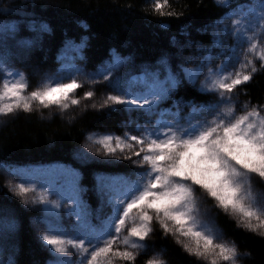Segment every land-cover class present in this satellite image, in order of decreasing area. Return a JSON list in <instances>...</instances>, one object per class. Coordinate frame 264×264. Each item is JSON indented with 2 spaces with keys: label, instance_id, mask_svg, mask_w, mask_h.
<instances>
[{
  "label": "snow or ice",
  "instance_id": "6c2138e0",
  "mask_svg": "<svg viewBox=\"0 0 264 264\" xmlns=\"http://www.w3.org/2000/svg\"><path fill=\"white\" fill-rule=\"evenodd\" d=\"M218 4L230 11L205 27V33L213 29L208 45L181 43L174 36L175 51L139 63L113 49L106 62L88 72L87 38L79 43L66 40L57 57L61 69L31 91L25 74L12 64L18 56L42 51L44 36L52 28L34 18L0 24V116L32 113L34 103L42 109L56 107L63 114L80 107L83 100L87 109L96 93L88 90L77 97L76 90L84 86L78 76H99L108 86L99 104H91L93 110L125 114L122 126L128 131L89 135L92 147L78 154L87 161L93 159L88 153L94 149L104 163L135 165L130 176L98 178L101 204L95 212L84 199L75 169H37L23 175L22 170H6L11 177L5 181L8 190L37 210L33 227L44 229L38 240L51 257L48 264H72L70 250L79 254V264L118 260L135 264L149 250L154 223L165 237L170 233L187 253L209 264H239L242 257H250L200 219L198 191L235 216L238 226L264 240V202L253 192L254 180L264 182V103L239 100L241 94L247 95L240 90L264 71V0H238L235 6L231 0H218ZM150 11L161 18L182 15L172 9L170 0H152ZM189 49L194 54L184 56ZM68 50L75 55L71 66L64 68ZM201 76L204 80L196 91L215 99L174 98L185 84L195 88ZM100 83L91 80L94 87ZM168 100L172 107L164 108ZM166 115L171 118L165 119ZM18 176L20 182H15ZM19 229L16 215L0 209V264H16ZM146 264L167 262L153 257Z\"/></svg>",
  "mask_w": 264,
  "mask_h": 264
},
{
  "label": "trees",
  "instance_id": "16d2710c",
  "mask_svg": "<svg viewBox=\"0 0 264 264\" xmlns=\"http://www.w3.org/2000/svg\"><path fill=\"white\" fill-rule=\"evenodd\" d=\"M237 2L231 0L233 6ZM151 3L152 0H0V24L26 23L34 18L51 26L52 33L45 34L42 51L36 50L25 58L28 64L19 56L14 62L25 73L28 82L34 84L41 73L56 69L59 50L66 40L80 42L81 38H87V71L96 70L107 61L113 49L132 55L138 63L154 62L160 53L175 51L172 47L174 36L181 43L191 40L208 45L212 37L208 29L207 33L204 32L205 27L230 10L220 6L218 0H170L172 9L182 15L161 18L150 11ZM184 53L193 55L194 51L189 49ZM106 89L105 82L95 86V97ZM196 89V86L185 84L174 98L214 99L201 96ZM240 91L247 93L239 96L241 103L245 100H251L253 104L264 103V71L255 74ZM164 106L171 108L172 100L166 101ZM68 113L63 117L56 112L44 113L34 109L32 113L19 112L5 117L0 123V163L19 169H38L52 162L65 164L80 173L86 197L95 204L94 175L128 171L130 165L127 161L107 164L103 158L82 161L75 153L90 132L122 134L125 114L75 106ZM70 116L75 119L69 121ZM256 183L264 192V182ZM212 207L214 222L222 234L234 241L242 254H251L242 257L239 264H264V240L238 226L222 209ZM0 209L13 212L19 221L15 241L18 249L16 264H45L48 253L35 237L30 224L33 211L23 206L21 200L7 189L1 172ZM147 244L148 252L139 255L135 264H146L154 253L167 264H206L187 253L172 235L165 237L157 225H154Z\"/></svg>",
  "mask_w": 264,
  "mask_h": 264
},
{
  "label": "rangeland",
  "instance_id": "374dc122",
  "mask_svg": "<svg viewBox=\"0 0 264 264\" xmlns=\"http://www.w3.org/2000/svg\"><path fill=\"white\" fill-rule=\"evenodd\" d=\"M227 13H228V12H227ZM227 13H226V14H227ZM226 14L223 15L222 17H225ZM222 17H221V18H222ZM221 18H220V19H221ZM218 20H219V19H218ZM224 22H225L226 24H231V21H230V20H227V19H225ZM215 23H216V21L213 22V23H211L210 25L215 24ZM208 29H209V30L211 31V33H212L213 29H211V28H208ZM245 47H246V45H245ZM74 55H75V53H73L71 50H68V51H66V52L64 53V56H65V59H64V62H63V67H64V68H68V67L71 66V63H72V57H73ZM188 55H191V54H185V53H184V56H188ZM21 59L24 61L25 64H28L27 61H26V59H25L24 57H21ZM215 63H216V64H219L220 61H219V60H216ZM194 66H195V65H188V67H194ZM12 67L15 68V69H18V68H16V66H15L14 64H12ZM61 67H62V65H61V63H60V66H59L56 70H54V71H52V72L41 73V75H39V76L36 77V81H35L34 84H30V83H29L30 87H29L28 91L34 90V89H35L36 87H38V86H42L43 83L45 82V77H46V76H52V75L57 74L58 71L61 69ZM18 70H19V69H18ZM32 70H33L34 72H36L35 69H32ZM229 70H231V69H229ZM19 71H20V70H19ZM92 72H93V71H92ZM62 74H63V75H68V72H67V71H64ZM77 78H78V80L84 81V86H83V88H82V89H77V90H76V96H77V97H83V94H84L85 91H88V90H93V91H94V86H92V84H91V80H92V79H96V80H99V81L103 82V78H102V77H99V76H97V77L78 76ZM0 80H2V77H0ZM203 80H204V77L201 76V77H200V81H198L197 84L200 86V83H201ZM65 82H66V81H65ZM107 91H109L108 88L106 89V92H107ZM104 94H105V92H104V93H101L100 95L98 94L99 96H98V97H95L94 100H92V101H88V102H87L88 105H89L88 108H91V104H92V103H97V104H99V102L102 100ZM84 103H85V102L82 100L80 107H75V108L85 109V108H84ZM34 109L37 110V111H42V112H44V113H54V112H56V113H58L60 116L63 115V117H66V116L69 114L68 112H69V110H70L71 108H70L69 110H67L65 113L62 114V113L60 112V110H59L58 108H56V107H52V108H50V109H42V108H40L37 104L34 103ZM4 118H5L4 116H0V123L2 122V120H3ZM155 119H156V118L153 117V120H155ZM165 119H170V117L166 115V116H165ZM124 131H128V129H125V128H124V129H123V132H124ZM102 134H112V133H110V132H90V133H88L87 136H86V138H85V140L81 143V145L79 146V148L76 150L75 156H77L78 158H80L78 154H79L81 151H85V152H87V151H88V148L92 147V142L89 141V140L87 139V138L89 137V135H93L94 138H95L96 136H98V135H102ZM133 134H135V133H133ZM121 135H122V134H121ZM88 154H89L90 156H92L93 158H103V157H101L100 155H97V154L95 153V150H94V149H93V151L89 152ZM89 160H90V159H89ZM129 165H130V169H129L128 171H123L122 173H119V174H114V175H109V174H96V176H95V191H96L97 208H99V207H100V204H101V196H100V193H99L98 190H97V180H98V178H101V179H107V178H109V177H114V176H130V175H131V172H132V169L135 167V165H132V164H130V163H129ZM60 168H64V167L61 166V165H55V166H52V167L49 168V169H60ZM7 169H9V168L0 165V172H1V174L3 175L4 183H5V181H6L7 179H10V178H11L10 175H9V173H8V171H6ZM23 172H24V171H21L20 175H23ZM257 181H258V180H254V182H253V192H254V194L257 196V199H258V200H260L261 202H264V192H263V191L257 186V183H256ZM15 182H20V178H19V176L15 179ZM7 189H8V188H7ZM38 192H39V190H38ZM11 193H13V192H11ZM13 194L15 195V193H13ZM196 195H197V198H198V206H199V209H200V219L203 220L204 222H206V223L208 224V226L211 227V228L213 229V231H214L217 235L221 236V238H222L223 240L230 241L228 238H226V237L222 234L221 230H220V229L218 228V226L215 224L214 219H213V217H212V209H213L212 206H216V205H215V202L212 200L211 197H207L202 191H198V192L196 193ZM15 196H17V195H15ZM17 197L21 200L23 206H25V207H27L28 209H31V210L34 211L32 217H31V219H30V224H31V227H32V229H33V231H34L35 237L38 239L39 232H40V231H43L44 229L41 227L39 230H36V229L33 227V219H34V217L38 214V213H37V210H36V208H34V206L31 205V204L25 205V204L23 203L22 198L19 197V196H17ZM209 198H210L211 200H210ZM52 199H55V197H52ZM208 199H209L210 201H208ZM90 207H91V206H90ZM91 208H92V207H91ZM97 208H96V209H97ZM96 209L92 208V210H93L94 212H95ZM105 211H107V209H105ZM227 214L237 222V218H236L235 216L230 215L229 213H227ZM154 225L159 226L158 224H155V223H154ZM125 234H126V233H125ZM169 234H170V233H169ZM170 235H171V234H170ZM174 239H175V238H174ZM38 241H39V240H38ZM39 242H40V241H39ZM40 243H41V242H40ZM121 248H123V245H121ZM46 252L48 253L47 250H46ZM48 255H49V253H48ZM69 255H70V257H71L72 264H79L80 257H79V254H78V253H76V252L73 251V250H70ZM153 257H157V258H158V255H156V254L154 253L153 255H151L150 258H153ZM50 259H51V257H50V255H49V259H48V261H49ZM48 261H47V264H48ZM204 262H205V261H204ZM205 263H206V264H209V262H205ZM116 264H122V261H119V260H118V261H116Z\"/></svg>",
  "mask_w": 264,
  "mask_h": 264
}]
</instances>
